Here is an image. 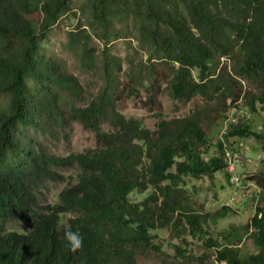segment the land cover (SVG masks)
Segmentation results:
<instances>
[{
  "label": "trees",
  "instance_id": "1",
  "mask_svg": "<svg viewBox=\"0 0 264 264\" xmlns=\"http://www.w3.org/2000/svg\"><path fill=\"white\" fill-rule=\"evenodd\" d=\"M71 2L0 0V264H138V253L151 246L149 230L172 221L175 229L185 223L193 236H205L208 221L223 218L230 208L203 213L183 198L177 181L229 178L226 143L251 133L244 118L228 120L226 112L259 108L264 115V0H83L82 14L104 47L110 37L119 38L115 24L125 23L150 49L148 68L173 64L166 87L174 100L200 96L211 105L216 96L218 105L209 106L215 118L210 110L204 117L219 128L230 122L216 139L219 153L204 160L210 140L198 116L161 120L150 131L121 114L117 104L130 87L120 89V60L93 46L81 24L67 31L65 47L87 69L97 68L102 84L70 118L94 133L96 147L60 157L26 146L20 128L42 129L53 117L64 122L65 104L82 96L76 77L40 55V37L72 11ZM155 71L148 69L149 87L157 94ZM262 165L247 179L262 195L239 239H207L216 261L264 264ZM58 169H78L77 181L59 193L58 202L43 204L45 185L65 181ZM148 189L153 192L143 203L131 201L133 193ZM65 214L71 217L62 222ZM12 222L26 232L3 230ZM69 229L83 237L75 253L63 239Z\"/></svg>",
  "mask_w": 264,
  "mask_h": 264
},
{
  "label": "rangeland",
  "instance_id": "2",
  "mask_svg": "<svg viewBox=\"0 0 264 264\" xmlns=\"http://www.w3.org/2000/svg\"><path fill=\"white\" fill-rule=\"evenodd\" d=\"M82 2L83 0H72V11L63 15L39 39L40 55L44 59H52L65 72L76 77L82 87V96L79 100L65 104L64 122L53 117L44 123L42 129L22 127L19 131L26 146L60 157L82 153L96 147L94 133L70 118L73 109H81L89 105L102 84L98 69H87L65 47L67 31L75 30L79 24L83 25V28L90 34L93 46L99 50L104 47L98 40L96 32H93L94 29L92 30L88 25L91 20L82 14L80 8ZM115 27L119 32V38L110 37L109 43L104 48L120 60V89L126 85L130 87L120 96L117 104L119 112L126 118L138 120L144 128L150 131L155 130L157 123L161 120L198 116L203 119L202 127L208 133L210 140L209 153L204 156V160L217 156L219 152L216 147V139L224 133L230 122L224 124L223 128H219L211 119L208 120L207 117H204V114H207L204 111L210 110L208 113L210 118H215V112L209 106L215 105L216 107L218 105L219 101L216 96L213 100L214 104L211 105L200 96H196L189 102L174 100L166 87L167 75L173 64L158 62L155 67L148 68L151 65V61L148 59L150 49L136 41L128 24L116 23ZM99 63L100 57L96 56L95 67ZM224 63H228L225 58L222 59V65ZM148 69L156 70L153 72V76L160 84L157 94L149 87L152 78L149 77ZM197 75L198 73L193 71V76L197 77ZM132 76H135V81H130ZM242 84L246 88V84ZM245 111L230 108L225 114L228 120L235 118V122L244 118L243 121L246 122L251 134L243 139H232L226 143L224 155L227 162L233 159L238 161L234 170L241 179L243 178L247 182L245 188L239 190V180L231 182V179L221 177L220 174L215 175L214 178L207 176L199 179L186 177L184 178L185 185L177 181L183 198H186L192 205H196L195 207H202L203 213H214L222 207L230 208L229 211L223 218L215 222L208 221L206 227L208 234L205 236H193L188 232L185 223L176 229L172 225L173 221L168 225H157L156 229L149 230L151 246L145 247L144 251L139 252L136 256L138 264H217L214 249L209 248L207 239L209 237L217 241L225 237L239 239L241 228L254 215L257 201L262 195L261 188L247 179L261 171L264 161V138L260 137V135H264V115L259 108L256 113ZM102 129L103 131L109 130L105 124L102 125ZM202 151L203 148L200 149L201 153H203ZM226 160L224 161L226 162ZM57 171L63 175L65 181L61 183L48 182L45 185L41 196L43 204L53 205L58 202L59 193L68 184H75L77 181L78 169H58ZM174 172L175 170H173ZM231 191H237L233 201L231 200L233 197ZM152 192L153 189L135 192L130 196V199L134 204H141L151 196ZM147 203L153 207L152 202L147 200ZM70 217V214H65L62 217V222ZM3 230L26 232L25 227L19 222L9 223ZM247 250L254 251L250 245H247Z\"/></svg>",
  "mask_w": 264,
  "mask_h": 264
},
{
  "label": "clouds",
  "instance_id": "3",
  "mask_svg": "<svg viewBox=\"0 0 264 264\" xmlns=\"http://www.w3.org/2000/svg\"><path fill=\"white\" fill-rule=\"evenodd\" d=\"M69 250L73 253L78 252L83 247V237L79 232L67 230L63 234ZM217 264H227V261H218Z\"/></svg>",
  "mask_w": 264,
  "mask_h": 264
},
{
  "label": "built area",
  "instance_id": "4",
  "mask_svg": "<svg viewBox=\"0 0 264 264\" xmlns=\"http://www.w3.org/2000/svg\"><path fill=\"white\" fill-rule=\"evenodd\" d=\"M224 160H226L225 157H224ZM226 163L228 165V174H229V179H231V182H232V180H239V190L242 188H245V183H247V182H245L243 180V178L241 179L239 177V175L234 170V167H237L238 161L236 159H233V160H230V162H227V160H226ZM248 183H250V182H248ZM231 192L233 194V197L231 198V200L233 201V200H235V195L237 194V191H231Z\"/></svg>",
  "mask_w": 264,
  "mask_h": 264
},
{
  "label": "bare ground",
  "instance_id": "5",
  "mask_svg": "<svg viewBox=\"0 0 264 264\" xmlns=\"http://www.w3.org/2000/svg\"><path fill=\"white\" fill-rule=\"evenodd\" d=\"M233 119V118H232Z\"/></svg>",
  "mask_w": 264,
  "mask_h": 264
}]
</instances>
